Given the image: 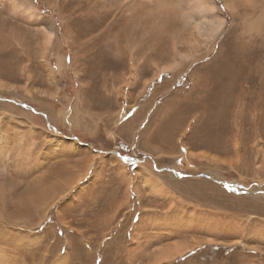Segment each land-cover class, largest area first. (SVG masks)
I'll list each match as a JSON object with an SVG mask.
<instances>
[{"label":"rangeland","instance_id":"rangeland-1","mask_svg":"<svg viewBox=\"0 0 264 264\" xmlns=\"http://www.w3.org/2000/svg\"><path fill=\"white\" fill-rule=\"evenodd\" d=\"M0 264H264V0H0Z\"/></svg>","mask_w":264,"mask_h":264},{"label":"bare ground","instance_id":"bare-ground-1","mask_svg":"<svg viewBox=\"0 0 264 264\" xmlns=\"http://www.w3.org/2000/svg\"><path fill=\"white\" fill-rule=\"evenodd\" d=\"M202 1V0H201ZM200 9H201V6H200V4H199V6H198ZM208 25H209V23H208ZM213 25H215L216 26V30L218 31L220 28H221V24L220 23H218V24H212L211 26H210V28H209V30H206V32H208V31H210V30H212V27H213ZM201 27V26H200ZM199 28V27H198ZM206 34V33H205ZM144 179H146V180H144L145 181V183H148L149 184V182L150 181H152V179L150 178V174L149 173H147L146 174V176L144 177ZM151 183V182H150ZM152 183H154V184H152L153 186H151L150 188H152V190L153 191H156V188H157V182H155V181H152ZM159 183V182H158ZM151 184H149V186H150ZM159 187H161V186H159ZM153 193V192H152ZM173 205V204H172ZM172 207V206H171ZM208 228V227H207ZM209 231V230H208ZM213 231H215V230H213ZM174 232V231H173ZM206 243V242H205ZM188 248H190V247H186V248H184V249H188ZM186 250H180V249H175V252H174V257H176V256H178V255H182V253L184 254L185 252H186ZM168 256H167V254H166V252L164 251V252H162L161 254H160V256L158 257V261L157 262H159V261H162V260H168Z\"/></svg>","mask_w":264,"mask_h":264},{"label":"water","instance_id":"water-1","mask_svg":"<svg viewBox=\"0 0 264 264\" xmlns=\"http://www.w3.org/2000/svg\"><path fill=\"white\" fill-rule=\"evenodd\" d=\"M227 187H228V185H227Z\"/></svg>","mask_w":264,"mask_h":264}]
</instances>
